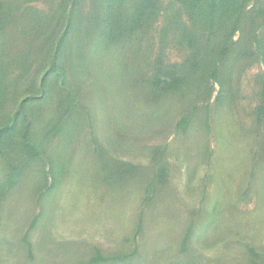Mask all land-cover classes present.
<instances>
[{
	"label": "rangeland",
	"instance_id": "obj_1",
	"mask_svg": "<svg viewBox=\"0 0 264 264\" xmlns=\"http://www.w3.org/2000/svg\"><path fill=\"white\" fill-rule=\"evenodd\" d=\"M99 2L0 0V264H264V0Z\"/></svg>",
	"mask_w": 264,
	"mask_h": 264
},
{
	"label": "trees",
	"instance_id": "obj_2",
	"mask_svg": "<svg viewBox=\"0 0 264 264\" xmlns=\"http://www.w3.org/2000/svg\"><path fill=\"white\" fill-rule=\"evenodd\" d=\"M218 0H211V9L213 10L216 7ZM140 4V3H139ZM101 5L102 9L104 12H102L101 14L104 15V21H102V24L100 25V37H103L104 40L101 41L102 43L106 44L107 46H112V45H118L119 43L121 44L123 41L126 40V34L125 32L128 30H133V28H123L121 27L120 24V20L121 18H123L124 13V9L125 7H127L128 9H130L129 11L125 12H134L135 10H138L139 8H141V4L137 6V4H131L128 3L127 0H100L99 2V6ZM115 6L117 8V10L115 12H110L107 11L108 6ZM192 9H193V18L196 19L198 18V16L201 14V7H202V0H192V5H191ZM115 15V16H114ZM134 31V30H133ZM0 41L1 37H0ZM1 46H6L4 43L1 44L0 42V51H5V49H2ZM181 81H173L171 82L170 85V89L171 88H181V86H179ZM182 83V82H181ZM185 83V82H184ZM183 84V83H182ZM192 121V117H186L181 119L180 123H179V128L181 131L186 132L189 127H190V123ZM11 132V130H10ZM26 152L30 155V156H35V152L32 151V148L29 144L26 145ZM159 153V156L156 157L155 154ZM164 154H165V149L161 151V153L159 151H157L155 149L154 151V170H155V176L153 178V181L150 183L151 187H158V184H164L165 182V178L167 177L166 174V168H164ZM121 167V173H128V167H125V163L121 164L118 163L116 164L114 167L116 169H118V167ZM124 168V169H123ZM23 174H21L20 172L17 171V173H15L14 178L17 179H21ZM114 175V173H113Z\"/></svg>",
	"mask_w": 264,
	"mask_h": 264
},
{
	"label": "crops",
	"instance_id": "obj_3",
	"mask_svg": "<svg viewBox=\"0 0 264 264\" xmlns=\"http://www.w3.org/2000/svg\"><path fill=\"white\" fill-rule=\"evenodd\" d=\"M165 165H164V168H166V174H167V177L164 179L165 180V182H164V185L166 186L167 185V183H168V179H169V173H170V171H169V167H168V165L166 164V163H164ZM154 173H155V170H154ZM155 175V174H154ZM154 178V177H153ZM153 181V179L150 181V183ZM162 184H158V186H161Z\"/></svg>",
	"mask_w": 264,
	"mask_h": 264
}]
</instances>
